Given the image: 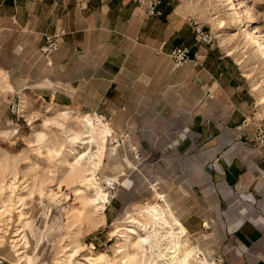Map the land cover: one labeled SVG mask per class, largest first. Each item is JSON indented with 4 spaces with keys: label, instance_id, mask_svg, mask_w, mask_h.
<instances>
[{
    "label": "crops",
    "instance_id": "0c3cea01",
    "mask_svg": "<svg viewBox=\"0 0 264 264\" xmlns=\"http://www.w3.org/2000/svg\"><path fill=\"white\" fill-rule=\"evenodd\" d=\"M146 1L0 0L2 92L9 104L32 93L128 133L100 166L104 176H130L105 222L119 204L158 201L156 192L194 252L264 264V144L254 134L263 95L191 6L161 0L150 16ZM51 34L59 46L47 56L40 47ZM175 46L197 52L201 65L174 69Z\"/></svg>",
    "mask_w": 264,
    "mask_h": 264
},
{
    "label": "rangeland",
    "instance_id": "374dc122",
    "mask_svg": "<svg viewBox=\"0 0 264 264\" xmlns=\"http://www.w3.org/2000/svg\"><path fill=\"white\" fill-rule=\"evenodd\" d=\"M181 1L232 50L258 89H253L257 100L261 93L264 100V58L236 21V1ZM241 2L264 41V0ZM3 89L0 85V260L9 264H164L155 254L166 243L157 247L154 243L161 242L166 230L153 225L147 211L161 206L174 227L179 222L162 204L159 193L155 192L158 201L119 204L105 222L104 211L118 207L114 201L122 194L119 183L129 176L101 174L109 147L118 146L109 137L107 125L102 121V126L95 125L90 112L53 105L32 93L9 104ZM257 107L264 116V103ZM88 176L93 180L84 191ZM179 235L181 241L188 240L184 231ZM198 249L194 257L211 264L212 258Z\"/></svg>",
    "mask_w": 264,
    "mask_h": 264
},
{
    "label": "bare ground",
    "instance_id": "6f19581e",
    "mask_svg": "<svg viewBox=\"0 0 264 264\" xmlns=\"http://www.w3.org/2000/svg\"><path fill=\"white\" fill-rule=\"evenodd\" d=\"M236 1V21L240 27L244 29V37L248 39L251 46H253L256 51L264 58V41L260 33H258L257 28L251 25L252 17L247 15V11L241 2V0ZM232 3L233 0H230ZM94 118L95 125L102 126L103 121L98 116H92ZM102 121V122H101ZM105 133H108V130L104 129ZM110 132V131H109ZM109 134V133H108ZM105 136V135H104ZM108 136V135H107ZM93 177L88 176L85 178L86 186L85 190H89L88 183H92ZM95 188V185H92ZM148 212L149 219L153 225L161 226L166 230L165 234L161 238L160 243H154V246L166 243L164 247H157L158 252L155 254L159 261H162L164 264H198L197 259L194 257V251L191 248V244L186 241L180 240V233L183 232L182 226H173L172 223L165 217V213L161 206H151ZM183 235V234H182ZM183 237V236H182ZM164 248V249H163ZM155 251V249H154ZM198 257V256H196ZM4 262L0 260V263ZM208 263V262H206ZM211 264H215L213 260L210 261ZM202 264H205L202 263Z\"/></svg>",
    "mask_w": 264,
    "mask_h": 264
},
{
    "label": "built area",
    "instance_id": "2783aa9c",
    "mask_svg": "<svg viewBox=\"0 0 264 264\" xmlns=\"http://www.w3.org/2000/svg\"><path fill=\"white\" fill-rule=\"evenodd\" d=\"M140 2L142 0H139ZM161 3V0H147L146 1V8L145 13L150 16H159L161 14V10L159 9V5ZM194 30L195 33L200 41L203 42H211L212 35L209 31L205 30L201 25H199L197 22H194ZM58 34H51L46 35L44 42L42 46L40 47L41 51L45 55H50L53 51H55L58 46ZM169 56L172 60V67L174 69L179 68L183 66L186 63H193L194 65H201V62L199 61L197 52H191L189 47L186 46H175L173 47L170 52ZM15 105H11V110L14 112ZM100 117V116H98ZM100 119L106 123V120L102 117ZM254 134L255 139L258 144H264V123L262 122V119H258L254 125ZM109 137H112V141L115 143V145H119L121 143V138L128 137V133H124L121 135L115 134L114 132H109ZM99 179V177H97ZM104 184H112V182L108 181H102ZM112 188V187H109ZM213 262L215 264H225L224 257L222 254H217L212 258Z\"/></svg>",
    "mask_w": 264,
    "mask_h": 264
},
{
    "label": "water",
    "instance_id": "95a60500",
    "mask_svg": "<svg viewBox=\"0 0 264 264\" xmlns=\"http://www.w3.org/2000/svg\"><path fill=\"white\" fill-rule=\"evenodd\" d=\"M0 264H9V263H6V262H1Z\"/></svg>",
    "mask_w": 264,
    "mask_h": 264
}]
</instances>
